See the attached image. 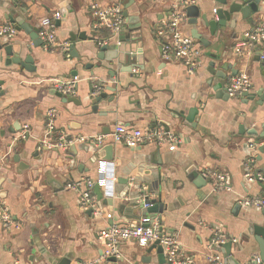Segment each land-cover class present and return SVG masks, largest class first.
<instances>
[{"label":"crops","instance_id":"0c3cea01","mask_svg":"<svg viewBox=\"0 0 264 264\" xmlns=\"http://www.w3.org/2000/svg\"><path fill=\"white\" fill-rule=\"evenodd\" d=\"M172 2L0 0V23L13 25L6 19L11 12L22 24L39 30L43 18L59 12V42L71 47L72 35L76 38L75 51L63 53L46 50L40 41L35 45L30 35L18 30L10 44L27 70L6 66L0 53V202L8 206L18 227L7 231L0 224V264H79L101 259L105 230L113 225L135 226L145 219L160 220L192 264H220L211 261L216 258L222 264H257L261 250L256 237L257 230H264V210L243 201L264 198V181L250 183L245 178V161L253 154L256 172L264 178V64L258 47L236 50L245 34L264 21V0L257 5L258 12L247 18L233 14L234 23L229 22L218 36L202 17L217 19L215 11L221 5L216 0H197L201 15L197 23L191 11L181 25L187 36L195 39L197 32L206 41L205 45L195 39L203 57L193 74L183 63L162 56L157 30L170 19ZM92 3L121 5L131 16L139 15L136 29L124 26L126 51H101L99 43L110 39L111 31L96 28ZM117 45V39L105 44L114 49ZM29 56L31 63L26 61ZM111 72L117 73L116 82H111ZM241 74L252 80L249 93L257 94L253 101L225 96L229 82ZM56 80L75 84V94L64 95L75 102H64L54 94ZM219 83L224 96L216 91ZM97 85L106 98L95 106L91 89ZM51 111L56 114L52 131L47 127ZM119 125L161 126L178 136L181 144L129 149L108 143L111 160L103 149L85 143L64 150L54 147L63 134L108 135ZM206 170L227 174L228 187L216 191L204 176ZM108 177L116 181L106 182ZM82 180L94 183L96 203L89 210L81 208L80 194L73 188ZM218 233L236 240L228 256L219 247H210ZM150 247L121 243L118 264H168L164 253Z\"/></svg>","mask_w":264,"mask_h":264},{"label":"built area","instance_id":"2783aa9c","mask_svg":"<svg viewBox=\"0 0 264 264\" xmlns=\"http://www.w3.org/2000/svg\"><path fill=\"white\" fill-rule=\"evenodd\" d=\"M197 0H173L171 8L172 14L170 19L163 23L157 30V36L162 40V56L167 61L180 62L185 65L190 74H193L199 67L203 54L195 39L187 36L182 32L181 25L186 21L187 8L194 6ZM90 10L96 18V28H108L111 31V38L100 41L101 46H105L109 41L116 40L122 33L127 19L124 17V8L121 5L102 6L99 3H92ZM216 13V11H215ZM62 20L61 13H55L52 16L45 17L40 23L39 38L43 42L46 50L62 51L68 53L70 50L69 43L59 42L57 37V24ZM18 35V30L12 26L0 23V40L13 39ZM259 48L260 60L264 64V21L261 22L253 31L245 34V41L239 44L236 52L241 53L243 48ZM75 82V81H74ZM1 88V87H0ZM253 88L250 76L241 74L234 77L226 87V93L231 98L243 97ZM55 89L63 95H74L75 84L72 82L56 80ZM94 96L99 95L103 88L100 85L94 87ZM55 111L48 114L49 122L47 127L50 131L55 126ZM21 138L27 137V132L20 134ZM77 143H85L96 150H100L107 146L108 143L123 144L129 149H136L144 144H155L162 146L164 144H181V139L174 133L167 131L161 126L154 128H136L129 129L124 125H119L116 129L106 135L101 134L95 137H69L61 135L54 147L58 149H66ZM251 149H256L254 143L250 144ZM256 156L253 154L245 161V178L250 183L256 181L262 182L264 178L262 174L257 173L254 167ZM204 176L211 180L216 191L225 190L228 185V176L225 173L206 170ZM106 182H114V177H108ZM80 194V204L83 210H89L95 207V197L93 196L94 183L90 180H82L73 185ZM246 206L255 207L264 210V198H247L243 201ZM149 205H146L148 208ZM11 213L8 206L4 202H0V224L7 231L12 228L18 229L11 219ZM101 237L105 241V252L101 259L91 262H83L79 264H100L111 257L119 256V248L121 243L135 242L141 248H148L152 244L160 241L163 247L168 264H192V261L181 253L180 243L176 236L168 235L164 232L160 220L150 223L149 219L143 220L140 224L132 225H113L105 230ZM228 239L225 235L218 233L212 240L211 248L215 249L226 243ZM236 242V240H234ZM212 262L222 264L220 258L211 259ZM257 264H261L259 258L256 259Z\"/></svg>","mask_w":264,"mask_h":264},{"label":"water","instance_id":"95a60500","mask_svg":"<svg viewBox=\"0 0 264 264\" xmlns=\"http://www.w3.org/2000/svg\"><path fill=\"white\" fill-rule=\"evenodd\" d=\"M260 1H262V0H216V2L219 3V5H221V8L216 11L217 19H214L213 21H207V17L203 16L202 20L206 23V25L208 27L211 28L212 34L214 36H218L222 30L226 29L229 22L230 23L232 22V24L234 23V20L232 19L233 14L242 13V15L247 18L252 13L258 12V6L257 5L260 3ZM127 9H128V7H126L124 9V17L127 19V24L132 25L133 27L135 26V29H136L137 28L136 24H139V19H140L138 17L139 15L138 16H131L129 14V12L127 11ZM191 11L196 13V15H193L192 17L196 18L194 20V23H197V19H199L201 16L200 15V9L198 6L194 5V6H190L187 8V12H191ZM6 19L9 23L13 24L12 26H14L17 30H24L28 35H30L31 39L35 41V45H38L39 41H40V44L43 45V42L39 38V30L38 29H34V28L30 27L29 25L22 24L19 19H15L13 17V14L11 12H10V14H8L6 16ZM122 34H123V31L120 34V36L117 38L118 45L115 49L109 48V46H104L101 48V51L102 52H108L109 49L110 50L112 49L111 52L114 54L117 51L118 52L126 51V49L124 47L126 38L124 39V37H122ZM80 38L85 39V37L83 35ZM194 38L197 39L198 41H200L202 44L206 45V41L201 34L196 32V34L194 35ZM71 41L74 44L71 45L70 50L72 52H74L75 51L76 38L73 35H72ZM0 53H1V60L5 63L6 66L10 67L13 65H21L25 70L29 69V66H26L25 63L21 61L19 54L17 52H15V48L10 44V40H8V39L2 40V43L0 44ZM119 54H121V53H119ZM119 56H120V60L123 61L124 55L121 54ZM115 58H117V56ZM26 61L28 63H31L32 58L29 56ZM212 66H214V64H212ZM212 73H215V72L212 71ZM110 75L112 78L111 82H116L114 78L117 76V73L111 72ZM217 75L220 79H223V80L226 79V76L224 74H217ZM216 91L219 93V96L225 95L222 93L223 92V83H219L217 85ZM53 92L58 97H61L64 100V102H75L76 101L72 97H70V98L66 97L65 98L64 95L61 94L60 92H57V91H53ZM94 92H95V89H94V87H92L91 94L93 95ZM225 96L229 97L228 95H225ZM244 96L246 98H248V100L253 101L255 99V97L257 96V94H252V93L248 92ZM105 98H106V94H102V92H101L99 95L94 96L92 102L95 106H98V104H100V102ZM193 113H196V112L194 111ZM252 134H253V132H252ZM111 148H112V145L102 148L103 151L107 154V156H106L107 160L112 159V156L110 154L112 151ZM261 151H263V149H261ZM98 157H99V153H97V158ZM16 160H17V158H16ZM96 192H98V194L101 193L100 187H96ZM257 236H258V238L256 237V241L260 245V250H261V255L259 257L260 258L259 260H260L261 264H264V230H257ZM233 242H234V239H230L226 243L221 245L219 247V249L220 250L222 249L221 252H226L227 256H228V255H230L229 253H230L231 247L233 246ZM153 249H158V252L161 254L164 253L163 247L160 245V241H157L156 243H154L152 245V247H150V251H152ZM228 260H230L229 262H232L233 259H228ZM108 262L110 264H118L120 262V260L117 257H111L108 259ZM255 262L257 263V261H255Z\"/></svg>","mask_w":264,"mask_h":264}]
</instances>
